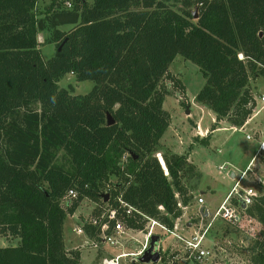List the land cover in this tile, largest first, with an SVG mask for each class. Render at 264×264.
Returning <instances> with one entry per match:
<instances>
[{"label":"trees","instance_id":"16d2710c","mask_svg":"<svg viewBox=\"0 0 264 264\" xmlns=\"http://www.w3.org/2000/svg\"><path fill=\"white\" fill-rule=\"evenodd\" d=\"M66 1L52 0L37 17L38 0H0V234L20 238L0 246V264H79L80 250H66L64 224L84 198L102 205L109 194L106 203L117 206L121 196L170 227L182 216L195 165L165 150L164 169L155 154L171 122L159 86L164 76L181 85L169 73L177 55L206 79L195 100L215 115L210 131L225 118L243 125L248 81L264 78V0ZM39 32L49 34L44 42ZM42 43L55 45L48 59ZM69 73L95 84L74 93L59 82ZM111 175L118 181L104 193ZM72 188L78 196L64 207ZM246 214L264 225V194ZM120 217L144 226L136 213ZM250 254L251 264H264V237Z\"/></svg>","mask_w":264,"mask_h":264},{"label":"rangeland","instance_id":"374dc122","mask_svg":"<svg viewBox=\"0 0 264 264\" xmlns=\"http://www.w3.org/2000/svg\"><path fill=\"white\" fill-rule=\"evenodd\" d=\"M92 1V0H88ZM52 0H38L36 4L35 14L37 17H42L45 14L47 6ZM181 3H176L175 8L180 9ZM193 12L197 14L194 8ZM72 25L63 26L68 30ZM49 34L47 32H39L37 38L40 42H44ZM42 55L45 59L50 58L55 52V45L50 43L40 44ZM169 73L179 79L181 85H175L174 82L167 76L163 77L160 82V90L165 92L163 107L171 116L169 127L164 133L159 143V151L156 156H162V152L170 150L179 154H189L192 162L195 164L193 173L189 172L184 179V184L188 191L192 194L191 200L185 205L180 224L184 227L183 233L190 235L194 232L192 228H188L186 222L196 223L194 219L197 213L196 205L199 190L195 193V187L210 186L215 190V194L206 190L207 198H209V209L213 212L215 208L223 201V197L235 185L241 171L248 166L252 167V172H248L242 182L240 188H252L258 195L264 194V186L258 179H264V152L259 151L254 159L252 157L256 153L261 139L264 137V109L257 116L249 120V125L244 131H238L241 126L233 127L227 119H223L215 126L220 130L210 131L215 122V115L207 106H202L195 100V95L201 89L206 79L203 77L199 67L190 60H186L183 56L177 55L169 67ZM60 85L67 87L69 83L75 87L74 93H87L95 84L94 81L88 79L85 81H76L75 76L71 73L65 75L60 81ZM247 90L255 97V94L264 92V78L257 77L249 79ZM186 109L189 112L186 113ZM213 113V115H212ZM214 117V118H213ZM214 119V120H212ZM250 119V118H247ZM248 121V120H246ZM197 124H200L202 129H208L210 141L207 144L201 143L202 137L195 133ZM236 129L237 131H235ZM250 136L251 139H246ZM62 152L58 155V162H66L62 157ZM190 160V159H189ZM191 161V160H190ZM164 162V161H163ZM250 163V164H249ZM163 166V165H162ZM197 166V167H196ZM221 167H224L221 169ZM235 173L236 176L231 177L230 174ZM255 177H253V174ZM118 181V176L111 175L110 181L102 186V191L108 193L114 183ZM208 186V187H209ZM73 199L64 197L62 204L69 206L73 203ZM106 202L101 205L100 202L84 198L80 201L73 215H68L66 218V246L67 251L73 252L80 250L83 260L80 264H97L98 250L92 248V240L75 232L74 228L81 226L85 219L89 218L93 211L105 206ZM207 222L205 219L204 224ZM263 225V224H262ZM264 228V225H263ZM196 229V227H195ZM264 233V230H263ZM264 235V234H263ZM16 237H10L0 234V246L16 245ZM161 242L169 251L179 249V252L184 255L181 242L173 241V236L169 233L161 237ZM255 240L248 236V233L239 226L231 225L229 222L217 220L209 232L206 234L203 245L215 250L213 256L206 258L202 262L183 257L181 263L188 264H251L250 249ZM129 243L127 244V246ZM183 246V245H182ZM112 253L117 250L108 248ZM178 251V250H177ZM102 254V252H100ZM100 254V255H101ZM81 260V259H80ZM97 261V262H96Z\"/></svg>","mask_w":264,"mask_h":264},{"label":"built area","instance_id":"2783aa9c","mask_svg":"<svg viewBox=\"0 0 264 264\" xmlns=\"http://www.w3.org/2000/svg\"><path fill=\"white\" fill-rule=\"evenodd\" d=\"M64 5L65 7H71V0H67ZM238 58L243 59L242 54H239ZM248 109L251 110V114L248 117L250 119H246L248 121H245L244 124L237 129L238 131H244L246 126L249 125V120H252L264 109V92L255 94V97L252 96V99L248 103ZM234 130L237 131L236 129ZM195 133L200 137L206 136L208 135V129H202L200 124H197ZM246 139L249 140L251 137L246 136ZM259 151L264 152V137L261 139L256 154L259 153ZM158 158L160 163L164 166L162 156H158ZM123 160L125 161L126 157ZM222 168L224 167H221V169ZM251 168L252 167L248 166L245 170L241 171L235 185L213 212L206 206H203L205 200L202 196L197 198L198 204L201 205L205 211L201 212V210H197L194 216V219H197L196 223L186 222L189 223L190 226L192 225L193 228L196 227L195 231L190 235H185L183 233L185 229L180 224V217L175 219L173 226L170 227L160 219L153 218L149 215L147 216L131 204L126 203L121 196H117L116 198L118 202L117 206L106 203L105 206H101L93 211L92 215L85 219L81 226L75 227L74 230L77 234L89 237L92 240V248L94 247L96 250L102 252L97 264H139L138 257L145 253L149 246L150 238L153 235L159 236L158 241L154 245V251H158L160 257L158 262H149V264H182L181 259L183 257L202 262L215 254V250L203 245L206 234L211 229L214 221L221 220L222 222H229L231 225L235 226H239L240 224L248 233V236L252 237L254 240L259 241L264 237L263 226L257 222L255 218L246 214V209L251 207L260 195L256 194L252 188H240L242 178H244L248 172H252ZM165 173H167L166 170ZM253 177H255V174H253ZM258 182H261L264 186V179H258ZM77 196V190L72 188L67 192L65 197L75 199ZM178 206L181 207V209L186 207L182 206L180 202ZM158 208L163 210L162 206H158ZM119 211L122 212L123 216H129L134 213L140 215L144 220L143 228L138 230L126 226L123 219L120 217L121 212ZM205 219H207V222L204 224ZM85 224L94 228L96 233L94 236L90 237L87 231L84 230ZM134 233L141 234L142 239H137ZM167 233L173 236V241L182 243L183 246L178 244L183 248L184 255L179 252V249H172L169 251L164 247L161 242V237ZM133 241L136 242L137 245L135 248L130 249L127 244ZM111 247L117 250V252L113 251L111 253L108 250V248Z\"/></svg>","mask_w":264,"mask_h":264},{"label":"crops","instance_id":"0c3cea01","mask_svg":"<svg viewBox=\"0 0 264 264\" xmlns=\"http://www.w3.org/2000/svg\"><path fill=\"white\" fill-rule=\"evenodd\" d=\"M202 106H205V105H202ZM211 111V110H210ZM212 112V111H211ZM212 115H213V113H212ZM214 118V117H213ZM212 120H214V119H212ZM218 130H220V128H218V129H215V130H213L214 132H216V131H218ZM209 141H210V139H209ZM256 154V153H255ZM255 154H254V156H255ZM190 155L191 154H189V159L191 160V162H192V159H191V157H190ZM253 156V157H254ZM253 157H252V159H253ZM193 163V162H192ZM194 164V163H193ZM250 164V163H249ZM195 165V164H194ZM197 167V166H196ZM230 176L231 177H233V176H236L235 175V173H231L230 174ZM209 186V185H208ZM207 185L206 186H204L203 187V185H202V187L201 186H198V187H195V189L194 190H191V189H189L191 192H193V193H195L196 191H198L199 190V193H198V197L199 196H202L203 198H204V200H205V202H204V205L203 206H206L207 208H209V206H210V204H208L209 203V198H207V200H206V198L205 197H207V195H206V191L204 190V188L206 187V190L208 191V192H211V195H214L215 193V190L212 188V187H208ZM234 186V185H233ZM232 186V187H233ZM232 189V188H231ZM230 191V190H229ZM228 191V192H229ZM228 194V193H227ZM226 194V195H227ZM225 195V196H226ZM225 196L223 197V199L225 198ZM222 202V201H221ZM197 203V205H196V210H198V209H200L201 208V205H199L198 204V202H196ZM187 226H189L188 228H192V230H194L195 231V228H193V226L191 225L190 226V224L189 223H187ZM65 230H66V220H65V224H64V232H65ZM134 236L137 238V239H142V235L141 234H139V233H134ZM17 239V241H16V244L20 241V238L19 237H17L16 238ZM65 245H66V232H65ZM136 245H137V243L136 242H132V243H130L129 244V247H130V249H133V248H135L136 247ZM66 249H67V246H66ZM81 256H82V253H81ZM83 260V258L81 257V260L80 261H82ZM80 264V263H79Z\"/></svg>","mask_w":264,"mask_h":264},{"label":"water","instance_id":"95a60500","mask_svg":"<svg viewBox=\"0 0 264 264\" xmlns=\"http://www.w3.org/2000/svg\"><path fill=\"white\" fill-rule=\"evenodd\" d=\"M196 17H197V14L195 12L194 18H196ZM188 112H189V109H186V113H188ZM107 118H108V124L114 123V118H112V116L110 115L109 112L107 113ZM108 199H109V194H106L105 201L107 202ZM199 210H201V212L205 211V209H203L202 207ZM158 239H159L158 235L151 236L147 250L145 251V253L142 256L138 257V263L149 264V262H153V263L158 262L159 257H160V253L158 251H154V245L158 241Z\"/></svg>","mask_w":264,"mask_h":264},{"label":"bare ground","instance_id":"6f19581e","mask_svg":"<svg viewBox=\"0 0 264 264\" xmlns=\"http://www.w3.org/2000/svg\"><path fill=\"white\" fill-rule=\"evenodd\" d=\"M163 167H164V169H165V164H164V166H163Z\"/></svg>","mask_w":264,"mask_h":264}]
</instances>
